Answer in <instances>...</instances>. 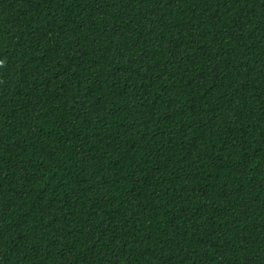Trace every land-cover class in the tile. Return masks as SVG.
Segmentation results:
<instances>
[{
    "label": "trees",
    "instance_id": "trees-1",
    "mask_svg": "<svg viewBox=\"0 0 264 264\" xmlns=\"http://www.w3.org/2000/svg\"><path fill=\"white\" fill-rule=\"evenodd\" d=\"M0 264H264V0H0Z\"/></svg>",
    "mask_w": 264,
    "mask_h": 264
}]
</instances>
